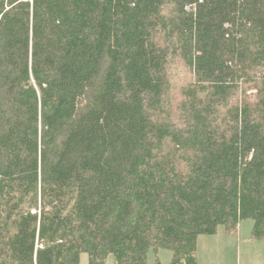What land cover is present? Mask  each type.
<instances>
[{"label": "trees", "instance_id": "16d2710c", "mask_svg": "<svg viewBox=\"0 0 264 264\" xmlns=\"http://www.w3.org/2000/svg\"><path fill=\"white\" fill-rule=\"evenodd\" d=\"M246 219L264 0H0V264H196Z\"/></svg>", "mask_w": 264, "mask_h": 264}, {"label": "rangeland", "instance_id": "374dc122", "mask_svg": "<svg viewBox=\"0 0 264 264\" xmlns=\"http://www.w3.org/2000/svg\"><path fill=\"white\" fill-rule=\"evenodd\" d=\"M84 105L79 102V108ZM252 220L246 219L233 234H226L219 227L214 236H201L196 264H264V245L249 238ZM172 252L160 249L157 254L150 252L146 264H169ZM79 264H88L86 253L80 254ZM105 264H115L112 256H108Z\"/></svg>", "mask_w": 264, "mask_h": 264}, {"label": "crops", "instance_id": "0c3cea01", "mask_svg": "<svg viewBox=\"0 0 264 264\" xmlns=\"http://www.w3.org/2000/svg\"><path fill=\"white\" fill-rule=\"evenodd\" d=\"M243 221H244V220H243ZM243 221L240 222V224L238 225V228L241 226V224H242ZM222 230H223V229H222ZM250 230H251V229H250ZM223 232H224V230H223ZM218 233H219V231H218ZM249 234H250V232H249ZM200 239H201V237H199V238L197 239L196 252H197L198 249H199V242H200ZM196 256H197V253H196ZM197 258H198V256H197Z\"/></svg>", "mask_w": 264, "mask_h": 264}, {"label": "built area", "instance_id": "2783aa9c", "mask_svg": "<svg viewBox=\"0 0 264 264\" xmlns=\"http://www.w3.org/2000/svg\"><path fill=\"white\" fill-rule=\"evenodd\" d=\"M40 247H42V244H40Z\"/></svg>", "mask_w": 264, "mask_h": 264}]
</instances>
